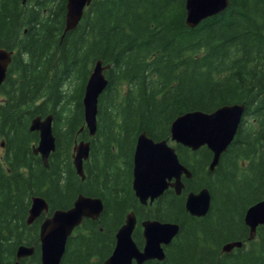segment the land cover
<instances>
[{"label":"trees","instance_id":"16d2710c","mask_svg":"<svg viewBox=\"0 0 264 264\" xmlns=\"http://www.w3.org/2000/svg\"><path fill=\"white\" fill-rule=\"evenodd\" d=\"M66 2L0 0V48L13 51L0 86V264H13L20 244L35 247L24 263L40 264L43 215L26 222L33 196L44 197L51 213L70 207L80 192L100 196L105 208L75 229L60 264H102L130 210L139 219L179 224L165 259L143 264H264V226L247 240L243 220L264 199V0H229L193 28L185 22V0H91L76 28L63 33ZM97 60L110 67L89 136L81 130L82 97ZM233 103H244V114L214 170L207 147L174 144L191 177L183 178L181 194L169 189L156 208H137L131 180L138 134L167 139L178 115ZM47 114L56 148L45 167L32 152L38 132L29 125ZM80 139L90 141L84 180L72 163ZM202 187L212 203L195 217L184 198ZM231 240L243 245L222 252Z\"/></svg>","mask_w":264,"mask_h":264},{"label":"water","instance_id":"95a60500","mask_svg":"<svg viewBox=\"0 0 264 264\" xmlns=\"http://www.w3.org/2000/svg\"><path fill=\"white\" fill-rule=\"evenodd\" d=\"M25 0H23L24 2ZM91 0H67L63 33L76 28L85 8ZM229 5V0H185V22L193 28L202 20L217 15ZM12 51L0 48V86L6 78ZM110 67L97 60L87 78L83 97L84 126L90 136L97 129L98 99L108 80L105 71ZM245 110L244 103L222 105L211 112L192 110L178 115L170 125V141L197 150L206 146L212 152L209 170L213 171L219 158L234 139ZM53 116L37 115L31 119L29 130L38 132V141L32 146V152L39 155L44 166L56 148V137L52 129ZM84 126L81 128L83 129ZM3 146V142L1 143ZM90 141H76L73 146V165L78 175L84 178L83 161L88 157ZM189 178L190 170L179 160L175 146L168 139L154 140L141 131L135 142L132 157V189L142 203L160 196L172 187L181 193L184 184L182 177ZM211 192L207 187L190 191L185 196V210L196 217L205 216L211 206ZM103 211L99 197L79 194L71 207L57 208L49 212V205L44 197L33 196L28 210L27 224L33 223L45 213L39 227L40 263L60 264L68 238L75 227L85 218L96 219ZM249 229L247 239L256 236L257 227L264 226V199L249 206L243 217ZM136 224L133 211L127 213L124 223L115 234V245L111 254L102 264H142L147 260H164V246L178 234L179 224L158 219L142 221L144 245L139 249L132 237ZM243 241L225 242L222 252H231L240 248ZM34 246L20 244L16 248V260L13 264H23L22 259L34 254Z\"/></svg>","mask_w":264,"mask_h":264},{"label":"flooded vegetation","instance_id":"af4514ba","mask_svg":"<svg viewBox=\"0 0 264 264\" xmlns=\"http://www.w3.org/2000/svg\"><path fill=\"white\" fill-rule=\"evenodd\" d=\"M132 181V180H131ZM169 189H171V190H173L174 191V189L172 188V187H169L168 189H166V190H169ZM131 190H132V194H133V197H134V199H135V203H136V205H138V207L137 208H144V210H148V209H150V208H156L155 206H156V202H157V200H158V198L160 197V196H162L163 195V193L160 195V196H158L157 198H155L154 200H152V201H150V199H147L146 200V202L145 203H142L140 200H139V198L135 195V193H134V191H133V189H132V182H131ZM165 190V191H166ZM164 191V192H165ZM175 192V191H174ZM81 194H84V193H82V192H80ZM80 193H78V194H80ZM77 194V195H78ZM181 194V193H180ZM84 195H86V194H84ZM186 195V194H185ZM86 196H90V195H86ZM77 197V196H76ZM92 197H99L101 200H102V203H103V208H105V204H104V200L100 197V196H92ZM185 199V198H184ZM74 201V200H73ZM73 203V202H72ZM129 208H131V207H129ZM133 211V210H132ZM135 213V212H134ZM135 215H136V213H135ZM146 219H152V218H138L137 217V215H136V224H135V227H134V230H133V233H132V236H133V238H134V240H135V237L138 235V236H140L141 237V240H142V242H141V244H138V246L141 248L142 246H143V244H144V237H143V227H142V221L143 220H146ZM124 220H125V218H124ZM137 243V242H136Z\"/></svg>","mask_w":264,"mask_h":264},{"label":"rangeland","instance_id":"374dc122","mask_svg":"<svg viewBox=\"0 0 264 264\" xmlns=\"http://www.w3.org/2000/svg\"><path fill=\"white\" fill-rule=\"evenodd\" d=\"M129 143H130V141L128 140L127 144H129Z\"/></svg>","mask_w":264,"mask_h":264}]
</instances>
